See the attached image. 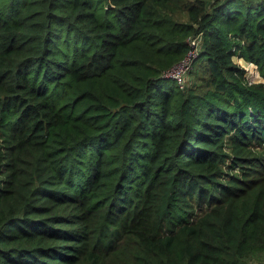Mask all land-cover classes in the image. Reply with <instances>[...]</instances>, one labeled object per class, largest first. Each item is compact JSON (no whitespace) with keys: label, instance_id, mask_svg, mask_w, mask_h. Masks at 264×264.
Wrapping results in <instances>:
<instances>
[{"label":"trees","instance_id":"16d2710c","mask_svg":"<svg viewBox=\"0 0 264 264\" xmlns=\"http://www.w3.org/2000/svg\"><path fill=\"white\" fill-rule=\"evenodd\" d=\"M235 55L263 79L264 0H0V264L264 256V81Z\"/></svg>","mask_w":264,"mask_h":264},{"label":"built area","instance_id":"2783aa9c","mask_svg":"<svg viewBox=\"0 0 264 264\" xmlns=\"http://www.w3.org/2000/svg\"><path fill=\"white\" fill-rule=\"evenodd\" d=\"M200 42H201V36H198V37H195L194 39H192L191 44H192L193 49L191 50L190 54L180 64L175 66L173 69H171L167 73V76H170V77L177 79V81L181 87L186 86V83H187L186 74L190 70V67L192 65L193 60L198 55V52L200 49ZM236 57L238 58L240 56L235 55V61H236ZM248 79L250 80V82H253L250 78H248Z\"/></svg>","mask_w":264,"mask_h":264},{"label":"rangeland","instance_id":"374dc122","mask_svg":"<svg viewBox=\"0 0 264 264\" xmlns=\"http://www.w3.org/2000/svg\"><path fill=\"white\" fill-rule=\"evenodd\" d=\"M236 62L240 63V60H238L237 57H236ZM240 65L245 66L242 63H240ZM258 70H259V68H258ZM246 74H247L248 78H250L253 82H258L259 80H262L261 75H260V72L258 74L255 67L253 68V71H252L251 76L249 75V73H248L247 70H246ZM129 247H130V242L129 241H126V243H124V245H122L119 249L116 250V252H113L110 255L109 260L110 259H113V258H121L123 256H126V254H127L126 252H128V248ZM123 248H125V249H123ZM252 264H264V256L261 255L259 257V259L253 260L252 261Z\"/></svg>","mask_w":264,"mask_h":264},{"label":"bare ground","instance_id":"6f19581e","mask_svg":"<svg viewBox=\"0 0 264 264\" xmlns=\"http://www.w3.org/2000/svg\"><path fill=\"white\" fill-rule=\"evenodd\" d=\"M242 62L247 68L250 69L249 74H252V71H253V68H254L253 65H251L250 63L245 62L244 60H242Z\"/></svg>","mask_w":264,"mask_h":264},{"label":"water","instance_id":"95a60500","mask_svg":"<svg viewBox=\"0 0 264 264\" xmlns=\"http://www.w3.org/2000/svg\"><path fill=\"white\" fill-rule=\"evenodd\" d=\"M258 66V65H257ZM259 68V67H258ZM259 72H260V70H259ZM261 74V73H260ZM259 81H264V77H263V79L262 80H259Z\"/></svg>","mask_w":264,"mask_h":264}]
</instances>
